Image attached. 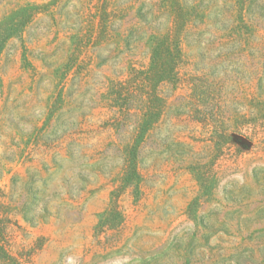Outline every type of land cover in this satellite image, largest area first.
Masks as SVG:
<instances>
[{
  "label": "rangeland",
  "instance_id": "rangeland-1",
  "mask_svg": "<svg viewBox=\"0 0 264 264\" xmlns=\"http://www.w3.org/2000/svg\"><path fill=\"white\" fill-rule=\"evenodd\" d=\"M158 1L0 0V264H264V0Z\"/></svg>",
  "mask_w": 264,
  "mask_h": 264
},
{
  "label": "trees",
  "instance_id": "trees-1",
  "mask_svg": "<svg viewBox=\"0 0 264 264\" xmlns=\"http://www.w3.org/2000/svg\"><path fill=\"white\" fill-rule=\"evenodd\" d=\"M167 3H170V6H167ZM204 2L202 0H159L157 2L158 8H163L165 10L167 7H170L171 11V28L170 33L166 37H160L157 33L159 31L154 30V26L150 25L151 31L149 33L148 39H168L169 43L166 45H163L161 47H157L155 49V55L154 59L158 63H163L165 55H170V59L175 62V58L179 56V51H175L174 47L172 46V39H177L176 34L173 33L175 30L176 25L180 26L181 22H186L188 20H191L192 23H204L205 17L209 13V11L212 8V2L208 0L206 5L203 7ZM38 5H31L26 7H21V10L15 12L14 14L10 15L6 21L0 22V51L1 47L6 40L7 37L12 34L11 32L19 30L20 26L26 25L33 17L35 11L37 10ZM160 11V12H162ZM223 13L222 11H219L218 14ZM20 16L19 19L16 21V16ZM200 19L201 21H196V19ZM175 24V25H174ZM183 25V23H182ZM201 25V24H199ZM199 27V26H198ZM200 28V27H199ZM6 30H8V33L6 34ZM6 34V35H5ZM173 71H161L160 79L164 80L166 78H172L174 77ZM133 95V93H132ZM131 95V96H132ZM135 98V97H134ZM143 102V101H142ZM127 114H134L135 111L138 110L139 106H133L130 103V99H128L127 105ZM140 110V109H139ZM211 109L209 112L207 109H201L197 108L195 112L197 113L198 118H204L206 116H209L210 114L214 113V111ZM142 124V131L147 127L146 124H148V120L144 119L140 122Z\"/></svg>",
  "mask_w": 264,
  "mask_h": 264
},
{
  "label": "clouds",
  "instance_id": "clouds-1",
  "mask_svg": "<svg viewBox=\"0 0 264 264\" xmlns=\"http://www.w3.org/2000/svg\"><path fill=\"white\" fill-rule=\"evenodd\" d=\"M128 257H116L111 261V264H126ZM64 264H80V257L77 254H66Z\"/></svg>",
  "mask_w": 264,
  "mask_h": 264
}]
</instances>
